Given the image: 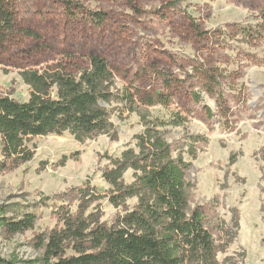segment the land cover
Masks as SVG:
<instances>
[{
  "label": "rangeland",
  "instance_id": "1",
  "mask_svg": "<svg viewBox=\"0 0 264 264\" xmlns=\"http://www.w3.org/2000/svg\"><path fill=\"white\" fill-rule=\"evenodd\" d=\"M10 1L15 29L0 52V96L25 102L29 89L22 71L92 55L107 61L120 90L171 96V105L147 111L152 118L168 120L177 112L187 118L184 126L169 128L170 142H185L190 135L207 140L196 146V159L186 157L192 164L186 181L190 206L211 209L208 225L216 244H221L219 222L236 234L217 254L218 264H264V0ZM206 73L218 82L213 90L223 94L219 103L205 88ZM162 74L180 82L170 91ZM194 92L199 102L192 100ZM111 122L115 141L100 136L79 143L68 133L36 138L29 144L30 162L0 173V218L36 216L25 232L8 235L0 228V258L16 264L56 262L45 259L36 237L61 228L56 208L77 213L79 202L66 200L69 194L86 184L107 194L110 186L101 174L107 157L134 148V136L143 131L137 114L120 120L114 113ZM64 157L74 158L59 166ZM123 180L130 184L133 172ZM136 203L127 201L130 208ZM96 210L106 224L121 213L104 197L86 214ZM72 254L67 250L65 256Z\"/></svg>",
  "mask_w": 264,
  "mask_h": 264
},
{
  "label": "trees",
  "instance_id": "2",
  "mask_svg": "<svg viewBox=\"0 0 264 264\" xmlns=\"http://www.w3.org/2000/svg\"><path fill=\"white\" fill-rule=\"evenodd\" d=\"M96 19L97 23L102 20L100 16ZM14 29V6L10 0H0V52ZM20 77L29 89L25 102L0 96L1 174L33 159L29 144L36 138L68 133L79 143L100 136L115 141L114 113L120 120L125 114H137L143 126L134 136V148L125 149L118 158L107 157L108 165L101 173L110 186L107 194L102 196L86 184L66 197L79 202L76 214L62 206L56 208L54 215L61 228L36 237L46 260L56 259L54 264H218L217 254L225 252L236 234L219 222L215 230L221 244H216L208 225L211 209L190 206L191 185L186 181L192 167L186 157L196 159V146L207 140L190 135L185 142H170L169 128L184 126L187 118L179 112L171 113L168 120L152 118L147 111L156 105H171V96L120 90L107 61L93 55L66 57L42 70L22 71ZM161 80L170 91L173 83L180 82L170 74H162ZM205 81L207 92L221 102L223 94L213 90L216 78L206 73ZM191 98L200 101L198 93H191ZM207 114L212 117L211 111ZM72 158L64 157L59 166ZM129 170L133 181L126 184L123 176ZM103 197L121 209L110 224L101 222L98 210L86 214ZM130 199L137 201L133 208L127 205ZM35 220L32 213L19 220L1 217L0 228L14 235L32 229ZM232 226L238 228L237 218ZM67 250L73 254L65 256ZM0 264L16 263L0 258Z\"/></svg>",
  "mask_w": 264,
  "mask_h": 264
}]
</instances>
